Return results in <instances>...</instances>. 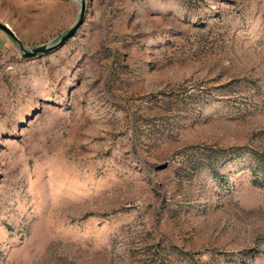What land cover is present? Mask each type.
Returning a JSON list of instances; mask_svg holds the SVG:
<instances>
[{
	"label": "rangeland",
	"instance_id": "rangeland-1",
	"mask_svg": "<svg viewBox=\"0 0 264 264\" xmlns=\"http://www.w3.org/2000/svg\"><path fill=\"white\" fill-rule=\"evenodd\" d=\"M84 3L0 31V264H264V0Z\"/></svg>",
	"mask_w": 264,
	"mask_h": 264
},
{
	"label": "water",
	"instance_id": "water-1",
	"mask_svg": "<svg viewBox=\"0 0 264 264\" xmlns=\"http://www.w3.org/2000/svg\"><path fill=\"white\" fill-rule=\"evenodd\" d=\"M80 6H81V14L79 17V20L76 22V24L68 31L66 32L62 37H60L53 45H46L42 47H34L31 49H28L24 47L18 39L15 37L13 32L10 30V28L2 23H0V31H2L4 34H6L11 40L17 43L21 56L23 58H33L39 55L47 54L51 51H54L58 49L59 47L63 46L70 38L74 36L78 28L82 25L83 22V13L85 8L84 0H79Z\"/></svg>",
	"mask_w": 264,
	"mask_h": 264
},
{
	"label": "trees",
	"instance_id": "trees-1",
	"mask_svg": "<svg viewBox=\"0 0 264 264\" xmlns=\"http://www.w3.org/2000/svg\"><path fill=\"white\" fill-rule=\"evenodd\" d=\"M259 163H262V161L257 162V164L255 165V168L253 170L255 178L252 182L256 186L264 187V185L260 182L259 178H257L259 174H262L264 172V167L261 166L263 169L262 168L260 169ZM262 165H263V163H262Z\"/></svg>",
	"mask_w": 264,
	"mask_h": 264
}]
</instances>
